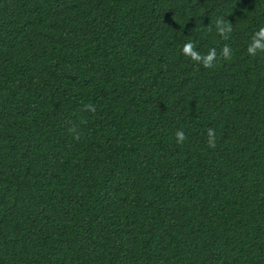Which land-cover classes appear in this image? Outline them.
<instances>
[{"label":"trees","instance_id":"trees-1","mask_svg":"<svg viewBox=\"0 0 264 264\" xmlns=\"http://www.w3.org/2000/svg\"><path fill=\"white\" fill-rule=\"evenodd\" d=\"M260 28L264 0H0V264H264Z\"/></svg>","mask_w":264,"mask_h":264},{"label":"clouds","instance_id":"clouds-1","mask_svg":"<svg viewBox=\"0 0 264 264\" xmlns=\"http://www.w3.org/2000/svg\"><path fill=\"white\" fill-rule=\"evenodd\" d=\"M264 28H260L252 37V43L250 46L247 48V51L251 55H255L257 50H262L264 51ZM183 53L185 55H188L191 57L192 60L202 62L203 66L205 68H210L212 67V63L216 57V52L215 49L213 48L212 50L209 51L208 55L205 57H201V55L193 50V46L191 43L185 44L183 49ZM225 58H228V52L229 49L227 46H225L222 50ZM89 111H94V108L92 106H88ZM208 146L210 148L215 147V132L213 129L208 130ZM176 138L178 143H182L185 139L186 136L182 131H178L176 133Z\"/></svg>","mask_w":264,"mask_h":264}]
</instances>
